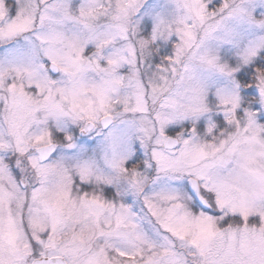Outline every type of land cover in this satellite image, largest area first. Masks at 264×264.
<instances>
[{"label": "snow or ice", "instance_id": "6c2138e0", "mask_svg": "<svg viewBox=\"0 0 264 264\" xmlns=\"http://www.w3.org/2000/svg\"><path fill=\"white\" fill-rule=\"evenodd\" d=\"M0 264H264V0H0Z\"/></svg>", "mask_w": 264, "mask_h": 264}]
</instances>
